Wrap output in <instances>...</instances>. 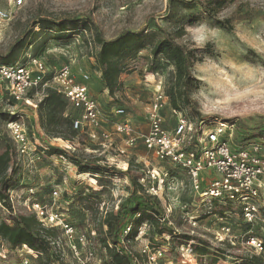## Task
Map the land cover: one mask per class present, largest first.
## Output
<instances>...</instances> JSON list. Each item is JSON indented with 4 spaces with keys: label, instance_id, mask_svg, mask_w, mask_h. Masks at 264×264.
Listing matches in <instances>:
<instances>
[{
    "label": "rangeland",
    "instance_id": "374dc122",
    "mask_svg": "<svg viewBox=\"0 0 264 264\" xmlns=\"http://www.w3.org/2000/svg\"><path fill=\"white\" fill-rule=\"evenodd\" d=\"M166 2L167 0H0V10L6 11L9 15V20L0 24V50L6 48L25 28L27 21L34 17L48 15L53 21L90 17L103 33L113 36L121 32L138 31L149 14L164 13ZM201 28L205 29L202 33L199 32ZM48 35L35 31L15 65L33 71L30 61L41 57V62L48 68L46 79L51 84L58 69L64 65L69 66L75 83H81V73L88 75V85L97 101L100 115L101 126L97 132L105 133L108 144L110 142L113 144L112 148L108 146L104 149L97 145V142L91 143L87 140L88 144L94 146L92 155L102 159V164L108 166L116 165L118 163L116 161L132 160L140 165L139 167H146L156 173L157 179L154 183L161 176L159 199L168 217L171 215L180 220L181 229L176 232L202 237L212 243L209 247L197 245L196 248H191L183 242H178L180 244L168 257L159 249L169 247L168 243L175 241L164 236L160 238L153 236L155 239L152 237L150 240L152 234L149 227L143 225L141 234L134 239V248L140 252L146 246L150 255L154 257L150 264H173L178 256L192 259L201 256L202 264H242L233 258L232 253L249 256L252 253L251 248L256 247L255 243L242 244L241 239L232 234L230 225L235 222L232 216L226 215L222 220H219L218 216H203L209 200L200 198L199 193L210 188L212 180L218 177L212 172L203 171L200 175V190H196L185 170L173 163L158 161L146 150L144 137L150 130L152 101L159 92L164 95V109L160 113L163 127L172 131L180 119L191 124L188 134L190 141L185 151L198 153L200 147H210L224 141L231 150H236L232 147L231 139L239 124L256 128L264 123V0H233L216 14L214 20L201 21L192 28L172 33L174 42L181 47L204 49L208 46L213 54L196 56V61L190 65V79L185 84L175 74L171 76L166 73L162 74L159 83L154 85L145 83L140 71L120 78V84L115 90L116 105L108 103L102 93L96 58L90 56L83 41V33H77L72 39L74 44L68 47L54 46L52 42H47L44 46L42 43ZM200 36L204 38L200 39ZM162 39L163 36L156 30H148L139 40L142 49L138 51L137 56L151 57L152 50ZM230 48L244 54L253 53L257 57L253 58L254 64L238 62L236 58L231 57ZM156 59L164 65L167 73L175 70L167 56L159 55ZM3 87L4 85L0 83V91ZM171 89L177 92L176 107L179 113L168 99L167 95ZM186 97L191 101V105H187ZM41 100L39 97L33 98L31 94L29 99L18 101L22 104H16L15 110H11L21 116L17 122L24 131H26L24 123L32 124L38 117V104ZM69 108L65 114L68 116L67 119L81 113V108L75 104L71 103ZM116 109L124 110L125 114L115 116ZM125 123L135 136V144L130 149H124L125 136L114 129L115 125ZM41 129V132L47 133L44 126L41 125ZM41 142L43 145L49 143L57 147H67L59 138L50 135ZM78 148L75 150L77 155H91L89 151ZM58 163L57 160L51 162L42 159L33 163L24 161L21 182L18 188L10 193L12 203L16 207L24 206L25 200L47 202L52 197L50 195L52 191L57 190L59 198L57 200L55 197L54 203H58L59 206L58 209L51 208L55 215L51 224L57 226L58 233L49 240L51 252L48 264H101L102 257L98 250L89 245L87 237L75 229V226L90 227L98 224L109 206L91 209L90 207H94L89 206L92 202L81 201L80 198L86 197V193L78 195V191L73 188V175L70 171L63 174L56 165ZM167 170L173 174L165 177ZM263 205L262 200L257 203L259 207L257 221H264ZM5 212L6 208L1 210L0 214ZM58 221L72 229L71 236L65 233ZM224 225L230 226L228 246L237 249L231 248L228 255L217 254L213 248V243L220 241L219 237L226 240L220 233V228ZM227 244L220 245V248L226 249ZM0 247L2 249L0 264H6L4 259L9 260L7 264H32L26 256V251L16 250L14 256L9 259L8 246L2 243ZM26 257L28 263L24 262Z\"/></svg>",
    "mask_w": 264,
    "mask_h": 264
},
{
    "label": "trees",
    "instance_id": "16d2710c",
    "mask_svg": "<svg viewBox=\"0 0 264 264\" xmlns=\"http://www.w3.org/2000/svg\"><path fill=\"white\" fill-rule=\"evenodd\" d=\"M231 2L233 0H167L164 13L149 14L138 31L121 32L113 36L103 33L90 17L60 21H53L48 15L34 17L27 21L25 28L6 48L0 50V65L16 64L35 31H40L43 35L49 34L42 43L44 46L47 42H52L54 46L60 47L72 46L74 36L79 32L83 33V41L90 56L96 58L102 93L108 103L116 105L115 90L120 84V78L135 71H140L142 80L150 85L159 83L164 73L171 76L175 74L185 84L190 79V65L196 61V56L212 55L213 52L208 46L204 49L181 47L174 42L171 34L192 28L201 21L214 20L216 14ZM150 29L156 30L163 39L154 47L151 57L137 56L138 51L142 49L139 46V40ZM159 55L167 56L175 70L167 73L164 65L156 59ZM230 55L241 63L254 64L253 58H257L251 52L244 54L233 48H230ZM167 96L173 108L179 113L176 107L177 92L171 89ZM186 102L187 105H191L187 97ZM18 103L20 102L10 97L3 87L0 91V202H3L6 212L0 214V246L2 243L8 246L9 259L14 256L16 250H24L32 264H48L49 252H51L49 240L56 237L57 226L45 222L29 207L13 206L12 208L9 202L10 193L18 188L21 182L24 167V161L16 148L15 140L6 129L7 123L21 119L18 113L11 111L15 110V105ZM69 103L56 91L47 89L38 104V117L32 124L24 123L25 133L29 143L38 148L42 161L57 160L59 163L56 165L63 174L65 171L71 172L74 177L73 188L78 191V195L82 192L86 193V197L80 198L81 201L92 202L89 206L94 207H90L91 209L103 205L109 206L104 218L98 224L90 227L75 226V229L77 228L87 237L89 245L98 250L102 257L101 264H146L147 258L134 248L133 243L134 239L141 234L143 225L149 227L152 234L149 237L150 240L153 236H156L155 238L164 236L175 241L168 243L169 247L159 249L168 257L180 244L178 242H183L191 248H196L197 245L212 246V243L205 238L176 232L181 229L180 220L170 214L168 217L159 199L161 176L154 183L158 194L154 195L148 193L150 184L145 179L140 165L129 160L126 164L108 166L102 164V159L93 156L94 146L87 143V131L84 128L73 130L71 119L75 118V115L70 116V119L65 116L70 109L71 103ZM41 125L45 127L47 133L41 132ZM48 135L59 138L67 147H57L49 143H46L48 147L43 145L41 141L48 139ZM232 136L231 144L236 149L233 151L258 145L260 155L264 157V123L256 128L239 124V128ZM78 147L89 151L91 155H77L75 150ZM61 163H64V166ZM165 173L173 174L169 170ZM47 202L58 209V203H54L52 198ZM164 203L167 207L166 200ZM226 215L235 219L233 225H230L232 234L238 236L242 244L253 242L256 245L251 248V255L244 257L232 253L233 258L242 264H264V221H256L253 224L243 223L240 206L229 201H209L208 207H205L203 211L204 217L218 216L224 219ZM127 227L130 231L123 236ZM228 240L226 238L224 242L213 243L217 254L228 255L232 248L228 246ZM226 244V249L220 248V245ZM259 248L261 250H258ZM1 250L0 247L2 254ZM3 261L6 264L9 262L6 259ZM173 264H202V257L192 259L178 256Z\"/></svg>",
    "mask_w": 264,
    "mask_h": 264
},
{
    "label": "built area",
    "instance_id": "2783aa9c",
    "mask_svg": "<svg viewBox=\"0 0 264 264\" xmlns=\"http://www.w3.org/2000/svg\"><path fill=\"white\" fill-rule=\"evenodd\" d=\"M8 20V13L0 10V24ZM29 64L33 66V71L15 64L0 65V83L4 85L10 97L16 101L29 99L31 94L33 98H43L47 89L54 90L64 99L81 108V115L71 119L72 129L84 128L87 131L88 141L97 142L96 144L104 149L108 146L112 148L113 144L111 142L108 144L106 134L97 132L101 122L97 101L88 85L89 76L81 73V83H75L72 80L69 66L64 65L58 69L51 84L46 79L48 68L41 62V57L32 59ZM151 109L150 130L144 137L146 150L158 161H167L185 170L196 190H200V175L203 171L214 173L218 179H213L211 187L201 191L199 197L209 201H229L237 204L241 208L242 222L246 224L255 223L258 220L259 212L257 203L262 200L264 204V157L259 156L260 147L253 145L248 149L233 151L226 142H218L210 147H200L198 153L185 151V147L190 141L188 134L191 130V124L180 119L172 131L163 127L160 113L164 109V95L161 92L154 96ZM124 114L122 109L114 111L115 116ZM6 127L15 140L20 156L26 163L41 161L38 148L29 143L25 131L17 121L7 123ZM114 129L117 133H122L125 136L124 149H130L134 146L135 136L126 123L115 125ZM116 162H118L116 164H126L129 160ZM61 165L64 166V163ZM141 171L150 184L148 193L157 195L153 186L157 179L156 173L146 167L142 168ZM164 175L167 177V174ZM50 195H52L53 201L55 197L57 200L59 198L57 190H53ZM9 202L13 208L14 204L10 196ZM23 205L36 212L43 220H48L45 222H53L51 220L55 215H53L50 203L25 200ZM0 209L5 210L3 202H0ZM60 224L65 233H69L68 236H71L72 229L68 225ZM128 231L129 228L127 227L124 235ZM220 233L224 239L230 238V226L221 227ZM219 238L221 242L224 241L221 237ZM140 253L147 258L148 264L154 261V257L150 255L146 246L140 250ZM24 262L28 263V260L25 259Z\"/></svg>",
    "mask_w": 264,
    "mask_h": 264
},
{
    "label": "clouds",
    "instance_id": "9594fccd",
    "mask_svg": "<svg viewBox=\"0 0 264 264\" xmlns=\"http://www.w3.org/2000/svg\"><path fill=\"white\" fill-rule=\"evenodd\" d=\"M205 31V29L204 28H201L200 30H199V32H204ZM204 37L203 36H200V39H203Z\"/></svg>",
    "mask_w": 264,
    "mask_h": 264
},
{
    "label": "crops",
    "instance_id": "0c3cea01",
    "mask_svg": "<svg viewBox=\"0 0 264 264\" xmlns=\"http://www.w3.org/2000/svg\"><path fill=\"white\" fill-rule=\"evenodd\" d=\"M81 115V113H78V115L77 116H75V117H79Z\"/></svg>",
    "mask_w": 264,
    "mask_h": 264
}]
</instances>
